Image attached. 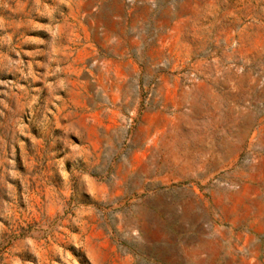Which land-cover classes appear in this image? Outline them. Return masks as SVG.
I'll list each match as a JSON object with an SVG mask.
<instances>
[{
	"label": "rangeland",
	"instance_id": "374dc122",
	"mask_svg": "<svg viewBox=\"0 0 264 264\" xmlns=\"http://www.w3.org/2000/svg\"><path fill=\"white\" fill-rule=\"evenodd\" d=\"M264 0H0V264H264Z\"/></svg>",
	"mask_w": 264,
	"mask_h": 264
},
{
	"label": "crops",
	"instance_id": "0c3cea01",
	"mask_svg": "<svg viewBox=\"0 0 264 264\" xmlns=\"http://www.w3.org/2000/svg\"><path fill=\"white\" fill-rule=\"evenodd\" d=\"M255 173H257V174H259V175H261V174L264 175V168L261 169V168L256 167V169H255Z\"/></svg>",
	"mask_w": 264,
	"mask_h": 264
}]
</instances>
